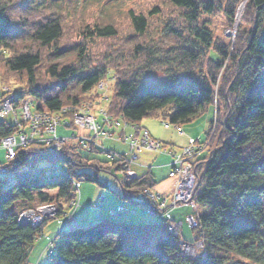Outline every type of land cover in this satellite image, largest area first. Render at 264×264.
Here are the masks:
<instances>
[{
	"label": "trees",
	"instance_id": "1",
	"mask_svg": "<svg viewBox=\"0 0 264 264\" xmlns=\"http://www.w3.org/2000/svg\"><path fill=\"white\" fill-rule=\"evenodd\" d=\"M243 1L0 0V79L16 84L17 104L26 92L50 113L87 100L98 104L99 83L115 72L105 108L111 124L124 121L137 131L147 116L190 122L218 98L207 137L195 139L207 144L194 160L204 252L181 253L165 222L131 223L120 214L59 231L50 264H264V0ZM218 13L227 27L235 26L233 35L215 34L208 15ZM154 72L163 77L150 81ZM9 95L0 92V106ZM15 118L0 117V137L19 130ZM102 129L112 132L104 122ZM86 146L102 150L33 141L16 147L9 161L0 156L12 169L69 163L67 174L46 180L7 185L0 175V264H28L44 233L46 221L20 224V212L54 202L62 214L77 194L76 181L105 185L98 170L87 167ZM107 151L112 159L97 158L99 167L122 171L129 154ZM120 180L123 197L145 207V189L156 184L151 170Z\"/></svg>",
	"mask_w": 264,
	"mask_h": 264
},
{
	"label": "rangeland",
	"instance_id": "2",
	"mask_svg": "<svg viewBox=\"0 0 264 264\" xmlns=\"http://www.w3.org/2000/svg\"><path fill=\"white\" fill-rule=\"evenodd\" d=\"M208 18L210 19V26L214 30L216 35H222L223 31L228 34H234L235 26L233 28H229L226 26L227 24L223 13L208 15ZM236 24L237 23L235 22V25ZM115 75V72L111 73L110 76L105 79L106 87L103 89L99 88L103 92V99L92 108L93 112H91L97 115L99 121H102V118L99 114V108H96V106L99 107L101 105L106 107L105 99H107V96L109 97L112 94L114 84L113 76ZM162 77V73L154 72L152 73V76H149V80L153 81ZM14 85L16 86V84H13V82H3L0 79V92L8 91V94L13 93L11 90L14 88ZM13 94L15 95V93ZM24 100H29L32 108H36L37 99L33 94L26 92L24 96L20 98V102L22 103ZM17 113L19 119H22L23 111L20 106L17 107ZM214 118L215 109L212 104L209 105L204 112L197 115L192 121L182 123L181 125L170 122V125L166 126L164 124V120H161L157 117L147 116L143 118L142 122L140 123L141 126L139 130L141 131V133L144 130H148L149 133L156 139H159L161 143L167 147V149L179 151L192 139L198 138L204 140L207 137V132L210 130L212 120ZM7 119L13 122V113L12 115H7ZM25 125L28 128V124L26 123ZM110 131L112 132L107 133L106 135L102 132L96 137V140L102 145L101 151L91 152L90 148H88L87 146L82 148L84 155L90 158V165L87 167L89 169H97L99 173L98 177L103 182H105V185L101 186L94 181L81 180V182L79 181L80 198L79 205L77 207H71L70 202L69 206H66L64 213L60 214L59 207L55 203L57 205L58 212L47 219L44 227V233L39 237V239L36 241L35 246L32 248L28 264H50L51 259L47 257V255H41V253L45 249L50 235L58 231L60 227L61 220H59L58 216L63 219L62 221L66 222L64 229H71L79 226L94 224L101 221L102 219H110L112 218V216L110 215L111 209H116L120 205H127L129 210L122 212V214L118 217L119 220L129 221L131 223L133 222L137 224L148 222L152 223L157 221L166 222L167 217L164 214L155 216L150 215L144 208V206L123 197V189L120 179L124 178V175L121 170L117 171L114 169V167H111L110 170L109 168L106 169L99 167L98 161L96 160L97 158L101 160L112 159V156L107 150H111V152L126 153L129 155H131L132 153L129 143L120 136L133 133L136 134L137 132L135 126L132 124H125L124 121H119V123L116 122L114 124H110ZM57 132L59 135H71L73 132L87 134L90 131L87 128L59 125L57 128ZM138 154V164H135L134 168L138 171L139 174H142L146 170L150 169L156 181V184L153 186V188L161 192L169 193L174 185L173 177L169 176V171L171 170L170 161L173 158L172 155L169 152L161 151V149L149 148H143L139 150ZM0 156L1 158L4 157L7 161L11 159L7 156L6 148L4 150L0 149ZM55 164H61L64 167L69 166V163L65 160H56ZM74 177L76 178V175H74ZM13 183L14 181L6 180L7 185H11ZM47 190L51 194L56 192V188H47ZM99 202L101 203L100 206L98 205ZM43 203L48 202H38L34 205V207L39 206ZM202 210L203 208L197 203L195 205L180 204L176 207H171L170 213L174 216V218L184 220L186 213H197ZM193 228L198 229L197 227ZM193 228L188 223H184L182 227L183 237L187 239H193L195 235L197 237L192 241V244L196 246V248L193 247V250L189 251L188 253L183 252L187 255L196 254L197 252L202 253L205 250V247L201 244L200 241L201 239H203V237L199 234L200 230L198 233H195ZM59 240L60 237L57 236L56 242L58 243Z\"/></svg>",
	"mask_w": 264,
	"mask_h": 264
},
{
	"label": "built area",
	"instance_id": "3",
	"mask_svg": "<svg viewBox=\"0 0 264 264\" xmlns=\"http://www.w3.org/2000/svg\"><path fill=\"white\" fill-rule=\"evenodd\" d=\"M105 80L99 83V88H105ZM217 95L215 96V108H217ZM97 103L91 100L85 101L79 107H73L71 105H65L61 108L59 113H50L45 110H39L32 108L31 103L28 100L23 101L19 105L15 101V95L10 93L5 98L0 106V117H4L10 113L16 115L15 121L19 124V130L15 133L0 137V149H7L8 158H12L15 153V148L18 146H26L33 141H48L53 142L57 147H62L64 143L69 141H75L84 145L102 146L96 140V137L100 133L105 135L109 133L108 130L102 129V122L107 125L111 124L114 120L108 114L107 109L104 106H99V114L102 115V122L98 120L96 114H93L92 108ZM20 106L23 111V118L17 117V107ZM73 115H66L68 112H73ZM92 111V112H91ZM28 124V128L21 124L22 122ZM119 123V122H117ZM166 126L170 125V122H164ZM59 125L73 126L80 128H87L90 132L75 133L71 135H59L57 128ZM136 134H129L125 136V140L129 143L132 151L131 155H128L123 163L122 172L127 178H134L138 176L137 170L134 168L135 164H138L137 151L143 148L149 149H161L163 152H169L172 155L170 161L171 170L169 176L173 177L174 185L169 193H164L153 188L145 189V207L147 212L151 215L164 214L167 217V228L170 233L175 236H180L183 220H177L172 217L170 213L171 207H176L180 204H196L195 193L199 182V176L197 167L194 163L195 158L205 149L206 143H200L195 139H192L187 145H184L179 151L173 149H167L165 145L161 143L159 139L153 137L148 130H137ZM67 174L66 169L60 165H36L32 162H28L19 169H12L10 166L0 163V175L5 176L7 180H30L37 177H41L42 180L49 179L57 174ZM79 182L76 181L75 185L78 188L75 199L71 201V207H77L79 205ZM100 206L101 203L99 202ZM127 210V207L121 205L116 209H111L112 216L119 215L122 211ZM58 212L57 205L55 203H43L39 206L28 208L20 212L18 221L20 224L31 223L33 226L41 224L48 217L55 215ZM44 213V214H43ZM185 222L192 227H197L199 234L203 237L201 244L205 247L204 233L201 231L202 225L199 213H189L185 217ZM64 225L66 222L61 220ZM55 236L51 235L49 241L45 247L43 254L49 256L53 254V246L55 245ZM199 245V242H198ZM181 251L188 253L193 250L192 241L180 239ZM46 251V252H45ZM196 254L190 255H198Z\"/></svg>",
	"mask_w": 264,
	"mask_h": 264
},
{
	"label": "bare ground",
	"instance_id": "4",
	"mask_svg": "<svg viewBox=\"0 0 264 264\" xmlns=\"http://www.w3.org/2000/svg\"><path fill=\"white\" fill-rule=\"evenodd\" d=\"M243 6L244 4L241 3L239 8H238V11H237V14H236V17H235V22L238 24L240 22V19L242 17V10H243ZM108 98V96H107ZM55 241H56V238H55ZM54 247V246H53Z\"/></svg>",
	"mask_w": 264,
	"mask_h": 264
}]
</instances>
